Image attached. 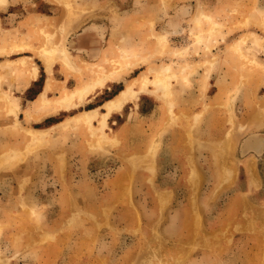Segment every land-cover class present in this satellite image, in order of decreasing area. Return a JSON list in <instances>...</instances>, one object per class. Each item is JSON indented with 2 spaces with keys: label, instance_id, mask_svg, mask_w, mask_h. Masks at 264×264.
Instances as JSON below:
<instances>
[{
  "label": "rangeland",
  "instance_id": "obj_1",
  "mask_svg": "<svg viewBox=\"0 0 264 264\" xmlns=\"http://www.w3.org/2000/svg\"><path fill=\"white\" fill-rule=\"evenodd\" d=\"M62 43L48 72L42 52ZM49 74L52 102L34 108ZM142 75L147 89L103 117ZM258 136L264 0L0 5V264H264Z\"/></svg>",
  "mask_w": 264,
  "mask_h": 264
},
{
  "label": "bare ground",
  "instance_id": "obj_2",
  "mask_svg": "<svg viewBox=\"0 0 264 264\" xmlns=\"http://www.w3.org/2000/svg\"><path fill=\"white\" fill-rule=\"evenodd\" d=\"M4 1L5 0H0V3H4ZM77 21H78L77 18L72 17L69 21H67L66 23L63 24V38L66 37V35L69 33V29L72 28L75 25V23H77ZM158 39H159L158 40L159 47L165 48V46L167 45V40H166L165 34L162 35V36H159ZM20 48H22V47H18V49H20ZM42 54L44 55V57L46 59L45 60V64H46L48 70H51V66L54 63V59L55 58L56 59L57 58H62V59L64 58L65 59L66 57H68L67 52H66V49L64 47V43L60 44V47H54L53 49L51 47H45L44 50H43V52H42ZM69 60H70V58H69ZM20 63L27 65L28 62L26 60L22 59L20 61ZM119 69H121V68H119ZM164 69H165V71L163 70L162 73H166V72L168 73V70L170 68L169 67H166ZM115 73H116V71H115ZM171 75L172 74H170V73L166 74V78L169 77V76H171ZM107 78L108 77H106L105 79L104 78L98 79L94 84L91 85V86H93L92 89H94L97 86H103L104 85V82H105V80ZM108 79H110V78H108ZM148 83H149V78L148 77H145L144 75H142V77L140 76L139 78H138V76H136L135 78H133L132 81L128 83L127 88L125 90L121 91L119 93V95L117 96V98H115L114 100L113 99H110V100L106 101V103L104 104L106 111L103 112V113H101V115L103 117H108L109 114L112 113L113 111H115V110H121L123 108L124 104L128 101V99L129 98H132L135 95V93H136L135 86L137 84H139L141 86L142 90H143V89H145L147 87ZM158 83L165 84L166 83V80L161 76L159 78ZM86 89H87L86 87L85 88L79 87V88H77L76 90H74L72 92H68L67 91L68 93H66V95L63 96V101L64 102L65 101H68L70 98H74L76 95H78V96H80V95L82 96L83 95L84 96V94L86 93ZM87 91H89V90L87 89ZM48 102L51 103L52 101H49V98L48 97L46 98L45 95L41 96L39 98V100L37 101V103H40L42 105H47ZM96 114H97V111L95 109H89L88 111L82 113L80 115V117H83V118L87 119V121H89V120L93 119L92 117L95 116ZM257 116H258V114H257ZM80 117H77L76 120L75 119L74 120L77 122V121L80 120L79 119ZM69 123L70 122L63 123V125H61V126H67ZM38 131L40 132L41 130H38ZM46 132L47 131H45V133ZM33 133H34V131H33ZM40 133H42V132H40ZM256 140H257L256 148L257 149H260L261 147H263V145H264V136H258V138ZM230 147H231V144L230 143H228L225 146V148H227V151L230 149ZM253 164L254 163L249 164V172H250V175H251V183H254L256 181L255 174H254V170H253L255 166ZM195 226H197L196 223H195ZM5 264H6V262H5Z\"/></svg>",
  "mask_w": 264,
  "mask_h": 264
},
{
  "label": "crops",
  "instance_id": "obj_3",
  "mask_svg": "<svg viewBox=\"0 0 264 264\" xmlns=\"http://www.w3.org/2000/svg\"><path fill=\"white\" fill-rule=\"evenodd\" d=\"M8 0H5L4 1V3H2V4H5L6 2H7ZM138 2V1H137ZM2 4H0V5H2ZM179 5H181L180 3H179ZM183 6H186V5H183ZM194 10V9H193ZM75 27L76 26H73L72 28H70L69 29V32L72 30V29H75ZM69 34V33H68ZM87 34H88V32H87ZM59 36H60V39H62L63 38V25L59 28ZM85 36V35H84ZM82 38V37H81ZM84 39V38H83ZM17 46L18 45H16V47L15 48H17ZM18 47H21V46H18ZM18 50H24V49H18ZM95 50H97V49H95ZM93 53H95V51L93 52ZM29 56L28 55H26L25 57H23V59H25V58H28ZM21 61V60H20ZM15 63V62H14ZM14 63H5V64H2V66L4 65V66H10V67H12V68H17L16 67V64L15 65H13ZM33 64V63H32ZM33 67H35V66H33ZM52 67H53V64H52V66H51V70H48V68H47V66H46V70L48 71V72H51L52 71ZM34 72L32 73L33 75H34V80L33 81H35V80H37L38 79V74H37V67H35V68H32V66L30 67ZM35 69V70H34ZM37 74V75H36ZM36 75V76H35ZM51 75L49 74L48 76H47V80H48V84H47V87H46V85L43 87V89L39 92V98L41 97V96H43V95H45V97L47 98V92H48V89H49V82H52V79H51V77H50ZM136 77V76H135ZM135 77H132V78H130V79H128V81H127V83H126V85L124 86V88H122L121 90H119V92L115 95V96H113L112 98H110V99H115V98H117V96L119 95V93L121 92V91H123V90H125L126 88H127V86H128V83L129 82H131L132 81V79L133 78H135ZM140 76H138V78H139ZM121 78H119V77H116L115 79H113L115 82L114 83H116V84H120L121 82H122V80H120ZM51 80V81H50ZM47 82V81H46ZM31 84H33V82H31L28 86H26L25 87V89H24V91H23V93H25V91H27V89H29L32 85ZM135 90H136V93H135V95L132 97V98H129L128 99V101L129 100H131V99H133V98H138V92L139 91H141L142 90V88H141V86L139 85V84H137L136 86H135ZM39 98L33 103L34 104V108H38V109H44V108H46L47 107V105H42V104H40V103H37V101L39 100ZM10 99L12 100V102H15V103H17L16 102V98L14 97H12V95H10ZM109 99V100H110ZM50 100V99H49ZM108 101V100H107ZM128 101L124 104V106L128 103ZM106 103V102H105ZM104 103V104H105ZM103 104V105H104ZM18 105V104H17ZM124 106H123V108H124ZM104 107H105V105H104ZM122 108V109H123ZM121 109V110H122ZM89 110V109H88ZM121 110H115V111H121ZM115 111H113V112H115ZM112 112V113H113ZM112 113H110L109 114V116L112 114Z\"/></svg>",
  "mask_w": 264,
  "mask_h": 264
}]
</instances>
